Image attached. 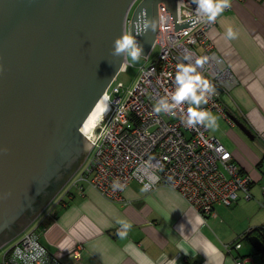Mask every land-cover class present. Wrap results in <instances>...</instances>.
<instances>
[{"label": "water", "instance_id": "obj_1", "mask_svg": "<svg viewBox=\"0 0 264 264\" xmlns=\"http://www.w3.org/2000/svg\"><path fill=\"white\" fill-rule=\"evenodd\" d=\"M135 1L0 0V245L38 217L89 152L82 126L126 60L112 52ZM160 3L175 32L196 24H178L177 0H141L130 33L142 57L154 47Z\"/></svg>", "mask_w": 264, "mask_h": 264}, {"label": "crops", "instance_id": "obj_2", "mask_svg": "<svg viewBox=\"0 0 264 264\" xmlns=\"http://www.w3.org/2000/svg\"><path fill=\"white\" fill-rule=\"evenodd\" d=\"M228 29L236 38L227 36ZM208 34L237 85L223 98L233 124L217 112H210L215 125L205 124L252 177L250 198L240 193L232 207L217 204L214 215L202 219L168 187L147 191L133 181L124 201L114 202L86 185L58 212L45 210L36 218L52 257L63 264H264V0H229ZM250 237L263 248L257 250ZM238 242L239 250L233 248ZM77 250L79 258H72Z\"/></svg>", "mask_w": 264, "mask_h": 264}, {"label": "built area", "instance_id": "obj_3", "mask_svg": "<svg viewBox=\"0 0 264 264\" xmlns=\"http://www.w3.org/2000/svg\"><path fill=\"white\" fill-rule=\"evenodd\" d=\"M139 1H135L131 10ZM208 16L198 10L193 0H177L178 24L193 19L196 24L175 32L166 4L158 5L155 44L144 58L150 61L156 47L159 48L158 57L141 68L135 87L124 101L121 97L124 84L119 76L131 66L126 55L123 67L106 91L109 111L94 130L87 157L63 196L71 189L83 194L88 185L107 199L122 202L125 189L136 181L147 191L159 186L174 190L202 219L214 215L217 204L232 207L240 193L250 198L252 177L234 162L232 153L208 134L205 122L188 125L189 108L217 112L233 124L223 98L237 81L209 38L218 14L215 20H209ZM130 18L131 15L125 31L129 35ZM201 59L204 64L199 66L197 60ZM177 65L196 67L197 73L210 82L212 90L197 92L207 99L206 104L203 99L199 106L186 100L172 107L175 105L173 95L179 87L175 83ZM164 103L169 105V110H163ZM154 106L161 107L159 114L154 112ZM63 196L52 210L61 205ZM35 222L6 250L0 264H63L42 244V223ZM7 245L9 243L3 248ZM226 248L231 252L232 246ZM233 248L239 250L241 242ZM40 250L43 255L31 259ZM71 257L78 259L79 251H74ZM236 261L245 264L244 259Z\"/></svg>", "mask_w": 264, "mask_h": 264}, {"label": "clouds", "instance_id": "obj_4", "mask_svg": "<svg viewBox=\"0 0 264 264\" xmlns=\"http://www.w3.org/2000/svg\"><path fill=\"white\" fill-rule=\"evenodd\" d=\"M194 3L198 5V10H202L209 14V20H215L217 14H219L224 8L229 7V0H193ZM149 29L148 22L144 21V28L143 31H137L136 35H145ZM152 30L155 31V25H152ZM227 36L230 39L236 38V34L232 31V29H228ZM143 49L138 44L136 37L133 35L123 33L122 36L118 37L114 41L113 47V56H119L122 53L126 54L127 56L131 57L132 60L136 61L139 60L142 56ZM204 64V60H197V65L202 66ZM123 67V64L121 65ZM120 67V68H121ZM178 71L176 72L175 76V83L179 85L175 94L173 95V100L175 101L176 105L181 104L186 100H190L195 105L199 106L202 99L206 104L208 101L204 99L203 95H197L198 90H202L203 92H208L212 90V86L210 82L206 79H203L202 76L197 73L196 67L194 66H184V65H177ZM193 73H196L193 75ZM163 110H169V105L167 103L163 104ZM160 106H154V112L159 114L161 112ZM189 112V120L188 125H193L195 123H204L205 121L208 122L209 127H212L216 123V118L212 116L210 113L205 112L203 110H194L193 108L188 109ZM6 151V150H5ZM131 225L125 224V228H130ZM118 235H122L118 233ZM43 255V250H40L36 256L31 257V259L35 260L39 256Z\"/></svg>", "mask_w": 264, "mask_h": 264}, {"label": "rangeland", "instance_id": "obj_5", "mask_svg": "<svg viewBox=\"0 0 264 264\" xmlns=\"http://www.w3.org/2000/svg\"><path fill=\"white\" fill-rule=\"evenodd\" d=\"M141 1V0H140ZM139 1V2H140ZM138 2V3H139ZM138 5V4H137ZM136 5V6H137ZM136 6H135V8H136ZM134 8V9H135ZM134 9L132 10V13H133V11H134ZM131 13V14H132ZM129 17H130V15H129ZM158 54H159V48L158 47H156L154 50H153V52H152V54H151V57H150V61H146V59L144 58V57H142L141 56V58L139 59V60H136V61H134V60H132L131 59V57H129V56H127V58H128V61H129V63L131 64V66H129V68H128V70H127V72L125 73V74H121L120 76H119V81L120 82H122L123 84H124V91L122 92V94H121V97L123 98V100L124 101H126L127 99H128V97H129V93H130V91H132L133 90V88L135 87V85H136V83H137V81H138V79H139V77H140V75H141V68L143 67V66H145V65H149L152 61H154L157 57H158ZM106 98H107V94L105 93V95H104ZM91 133L92 132H90V135H91ZM90 135H89V137H90ZM86 140V139H85ZM89 151V150H88ZM87 154L88 153H85V156H84V159H83V162H82V164L78 167V169H77V171L78 170H80V168L82 167V165H83V163H84V161H85V159H86V157H87ZM77 171H76V173H77ZM76 173L73 175V177L70 179V181L59 191V193L56 195V197H54V199H53V201H51V203L47 206V207H45V209H43L42 210V212L40 213V214H43L44 212H45V210H50V209H52V207L59 201V199L64 195V193H65V191L68 189V187L70 186V183L72 182V180L74 179V177H75V175H76ZM40 214L38 215V216H40ZM37 219H38V217H36ZM35 218V219H36ZM34 219V220H35ZM36 219V220H37ZM35 220V221H36ZM34 221V222H35ZM33 223V221H31L27 226L29 227L31 224ZM26 226V227H27ZM25 227V228H26ZM24 228V229H25ZM23 229V230H24ZM22 230V231H23ZM22 231H20V233L22 232ZM20 233H18V234H20ZM18 234H16L14 237H16ZM14 237H12L11 239H13ZM11 239L10 240H8L7 242H9L10 241V243H14L15 242V240L17 239H13L12 241H11ZM7 242H5L4 244H2V245H0V257L1 256H3L4 255V253L6 252V250L12 245H10V246H8L7 248H2L1 246H4L5 244H7ZM2 248V249H1Z\"/></svg>", "mask_w": 264, "mask_h": 264}, {"label": "bare ground", "instance_id": "obj_6", "mask_svg": "<svg viewBox=\"0 0 264 264\" xmlns=\"http://www.w3.org/2000/svg\"><path fill=\"white\" fill-rule=\"evenodd\" d=\"M104 95L105 94H103V96L96 103L91 114L89 115L84 125L82 126L81 132L86 139L85 141H86L87 150H90V146H91L90 141L94 136V130L96 129L98 124L101 122L103 117L106 115V113H108L109 111V97H108V94H107V98ZM90 132H92L91 135H90Z\"/></svg>", "mask_w": 264, "mask_h": 264}, {"label": "trees", "instance_id": "obj_7", "mask_svg": "<svg viewBox=\"0 0 264 264\" xmlns=\"http://www.w3.org/2000/svg\"><path fill=\"white\" fill-rule=\"evenodd\" d=\"M74 191H76V192H78L79 193V191L78 190H76V189H71V190H69L68 192H67V194L65 195V196H63V198H62V202H61V205H57L56 207H54V209L52 210V211H59L60 209H62V207H65V206H67L68 205V203H69V201H70V199H71V197L73 196V194H74ZM38 222H40V220H37L35 223H38ZM41 228H42V225H41ZM28 229V228H27ZM22 234V233H21ZM20 237H21V235H20ZM19 237V238H20ZM18 238V239H19ZM17 239V240H18ZM16 240V241H17ZM15 241V242H16ZM14 242V243H15ZM14 243H9V245H7L5 248H7L8 246H10L11 244L13 245ZM4 248V249H5Z\"/></svg>", "mask_w": 264, "mask_h": 264}, {"label": "flooded vegetation", "instance_id": "obj_8", "mask_svg": "<svg viewBox=\"0 0 264 264\" xmlns=\"http://www.w3.org/2000/svg\"><path fill=\"white\" fill-rule=\"evenodd\" d=\"M134 8H135V7H134ZM134 8H133V9H134ZM131 13H132V10L130 11V15H132ZM24 216H27V215L25 214V215H22V216L18 217V219L15 221V223L17 224L18 222H20L21 219L24 218ZM4 232H6V231H4ZM3 234H4V233H3Z\"/></svg>", "mask_w": 264, "mask_h": 264}]
</instances>
